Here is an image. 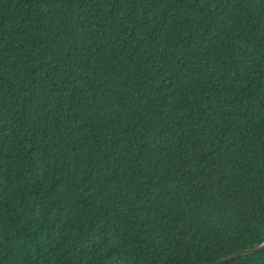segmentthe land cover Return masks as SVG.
<instances>
[{"label": "trees", "instance_id": "trees-1", "mask_svg": "<svg viewBox=\"0 0 264 264\" xmlns=\"http://www.w3.org/2000/svg\"><path fill=\"white\" fill-rule=\"evenodd\" d=\"M263 241L264 0H0V264Z\"/></svg>", "mask_w": 264, "mask_h": 264}, {"label": "water", "instance_id": "water-1", "mask_svg": "<svg viewBox=\"0 0 264 264\" xmlns=\"http://www.w3.org/2000/svg\"><path fill=\"white\" fill-rule=\"evenodd\" d=\"M264 249V241L261 245H259L258 247H255V248H251V249H246V250H241V251H238L236 253H233L225 258H222V259H219L217 261H214V262H211V263H207V264H224L230 260H233L237 257H240V256H245V255H252V254H255V253H258L260 251H262ZM108 264H119L115 261H112V262H109Z\"/></svg>", "mask_w": 264, "mask_h": 264}]
</instances>
